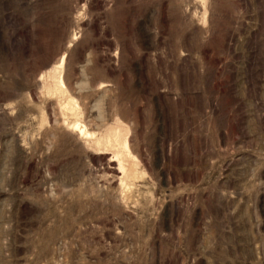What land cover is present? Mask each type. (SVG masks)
I'll return each instance as SVG.
<instances>
[{
  "label": "rangeland",
  "instance_id": "374dc122",
  "mask_svg": "<svg viewBox=\"0 0 264 264\" xmlns=\"http://www.w3.org/2000/svg\"><path fill=\"white\" fill-rule=\"evenodd\" d=\"M0 264H264V0H0Z\"/></svg>",
  "mask_w": 264,
  "mask_h": 264
},
{
  "label": "bare ground",
  "instance_id": "6f19581e",
  "mask_svg": "<svg viewBox=\"0 0 264 264\" xmlns=\"http://www.w3.org/2000/svg\"><path fill=\"white\" fill-rule=\"evenodd\" d=\"M55 93H56V92H55ZM64 93H65V92H64ZM67 102H69V101H67ZM70 103L72 104V102H70ZM61 104H62L61 106H63V103H61ZM66 104H68V103H66ZM68 105H69V104H68ZM68 105L65 106V110L67 109L66 107H67ZM63 107H64V106H63ZM69 107H70V106H68V109H69ZM72 108H74V107H72ZM72 108H71V110H70L69 113H72L71 111H73V110L75 109V108H74V109L72 110ZM62 109H63V111H64V108H62ZM68 109H67L66 111H68ZM73 113H74V111H73ZM75 113H76V111H75ZM77 129L79 130L81 137L84 136V135H86L87 132L84 131V129H79V128H77ZM87 135H88V133H87ZM87 135H86V137H87ZM117 137H118V136H116L115 139H116ZM84 138H85V137H84ZM113 138H114V137H113ZM113 138H112V141L114 140ZM109 139H111V138L106 139V141L109 140ZM116 140H117V139H116ZM116 140H114V141H116ZM98 141H100V140H98ZM106 141H105V142H106ZM112 141L110 140V142H112ZM114 141L112 142V144H113V145H114V144L116 145V143H114ZM105 142L102 143V144L105 145V144H106ZM107 143H108L107 146L110 148V146H112L111 143H109L108 141H107ZM96 144H97V143H96ZM96 144H95V145H96ZM100 144H101V142H100ZM100 144L98 143L97 145L101 146ZM104 145H103V146H104ZM109 145H110V146H109ZM115 145H114V146H115ZM107 146H105V147H107ZM96 147H97V146H96ZM105 147H104V148H105ZM108 147H107V148H108ZM125 147H126V146H125ZM120 154H121V153H120Z\"/></svg>",
  "mask_w": 264,
  "mask_h": 264
}]
</instances>
